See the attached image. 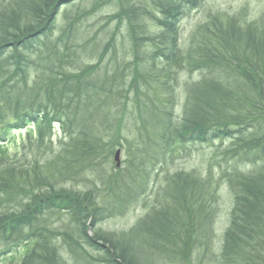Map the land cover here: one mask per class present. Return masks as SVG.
Here are the masks:
<instances>
[{
	"label": "trees",
	"instance_id": "trees-1",
	"mask_svg": "<svg viewBox=\"0 0 264 264\" xmlns=\"http://www.w3.org/2000/svg\"><path fill=\"white\" fill-rule=\"evenodd\" d=\"M78 1L0 0V264H14L11 255L23 250L17 264H196L208 256L212 213L197 173L167 176L166 203L126 235L96 225L123 216L136 194L132 177L106 186L109 202L93 187H68L99 175L102 155L129 140L125 128L133 149L156 161L174 143L229 140L221 174L233 204L219 252L208 257L264 264V10L253 21L211 15L182 44L180 18L202 0H90V10L73 11ZM113 2L108 20L123 26L131 59L114 57L112 32L88 64L87 46L96 43L82 19ZM27 127L34 139L7 154L8 132ZM195 210L205 225L196 226Z\"/></svg>",
	"mask_w": 264,
	"mask_h": 264
},
{
	"label": "rangeland",
	"instance_id": "rangeland-1",
	"mask_svg": "<svg viewBox=\"0 0 264 264\" xmlns=\"http://www.w3.org/2000/svg\"><path fill=\"white\" fill-rule=\"evenodd\" d=\"M75 4L76 7L72 8L73 11H75L76 8L80 12L86 11L90 7V0L78 1ZM242 8H245L246 12H243V10H241ZM68 9H70V6L63 8L59 13L56 20V31L53 37L58 35L57 30L62 24V15L64 11ZM263 10L264 0H202L200 7L185 9V13L181 16L178 24L180 42L185 44L191 32L198 25L206 23L209 17L216 13H225L228 15L237 13V15L247 16V21H253L259 17ZM116 11L117 4L113 2L112 4L98 8L91 13V15L82 19L81 28L85 31L84 35L86 39L89 40L91 44L93 42L96 43L87 46L88 50H93L92 53L85 56L88 64L97 62L96 54L104 46L112 32L117 34L115 52H113L114 57L120 61L123 59H126V61L131 59L128 50V41L126 36H124L123 26H120L119 29L116 30V22L108 20ZM109 56L110 54L108 53L104 61H107ZM182 76L183 78H181V82L179 83L180 90H183L182 84L188 79L187 75L182 74ZM197 76V72L192 74L193 79ZM180 105L181 103H178L177 108L180 107ZM35 134V130L32 127H27L21 131L8 132L3 148L9 155L17 153L20 151L22 144L30 139H34ZM122 134L128 135L129 140L125 142V140L121 139L115 142L114 144L116 145L102 155L99 162V175L95 174L92 176L91 179H89L90 182L68 186L74 190L78 189L80 191L93 187L94 190L97 189L99 196H102L105 201H108L109 197L106 186H108L109 183L114 185V180H116L119 175L126 179L132 177L136 181L135 187L131 186L136 194L133 196V201L126 205L123 216L117 215L114 218L102 221L96 225V229L126 235L136 222L144 217L155 204L166 203L165 191L167 176L169 177L173 173L179 171L184 173H197L206 181L209 195L206 202L210 207L209 212L212 213L211 217L210 214L208 215L209 224L213 229V235L212 237L209 236L210 252L207 255L212 256L211 252L215 255L218 254L222 235L228 226L229 213L233 204V195L221 174L223 171H228L229 160L224 152L226 148L229 147L230 141L227 139L221 140L214 138L209 141L206 140L204 143H174L168 148L164 159L156 161L155 158L150 160L143 156L142 153L133 149V135L130 134L129 129H120V135ZM54 135V141L59 140L61 137L59 131H56ZM118 149H120V167L115 169L113 158ZM238 168L240 171L249 170L245 165L241 167L238 165ZM103 180H105L104 183L102 182ZM186 195L188 198L191 196L188 190L186 191ZM197 212L198 211L195 210L194 221L196 226L200 227L203 224L205 225L207 221L199 220ZM63 220L65 221V219ZM60 225L61 223L57 222L53 226L59 227ZM91 231L90 228H87L89 235H91ZM213 248L215 251H213ZM87 250L93 253V255H96L95 251L90 249ZM23 251L11 255L14 259V264H17L19 257L25 253V251ZM61 253L65 255L64 250H61ZM197 256L196 252L195 257ZM208 256L203 259L198 258L200 259V264H213V261H211L212 259H209ZM198 259H196L194 263L196 262L197 264L199 262Z\"/></svg>",
	"mask_w": 264,
	"mask_h": 264
},
{
	"label": "water",
	"instance_id": "water-1",
	"mask_svg": "<svg viewBox=\"0 0 264 264\" xmlns=\"http://www.w3.org/2000/svg\"><path fill=\"white\" fill-rule=\"evenodd\" d=\"M119 154H120V151H119V150H117V151L115 152V154H114V161H115V163H116V167L119 166Z\"/></svg>",
	"mask_w": 264,
	"mask_h": 264
}]
</instances>
